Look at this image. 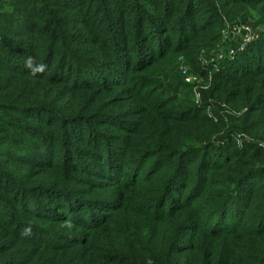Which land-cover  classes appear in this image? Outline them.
Listing matches in <instances>:
<instances>
[{
	"label": "trees",
	"instance_id": "trees-1",
	"mask_svg": "<svg viewBox=\"0 0 264 264\" xmlns=\"http://www.w3.org/2000/svg\"><path fill=\"white\" fill-rule=\"evenodd\" d=\"M0 264H264V0H0Z\"/></svg>",
	"mask_w": 264,
	"mask_h": 264
},
{
	"label": "rangeland",
	"instance_id": "rangeland-1",
	"mask_svg": "<svg viewBox=\"0 0 264 264\" xmlns=\"http://www.w3.org/2000/svg\"><path fill=\"white\" fill-rule=\"evenodd\" d=\"M228 23L231 25H245L243 23L236 24L235 22H229V21H228ZM256 29L262 34V28L261 27L256 28ZM260 33H258V34L261 38ZM222 34H223V32H222ZM242 42H243V40L241 38H239L238 40H236L234 42H229V41L225 40L223 38V35H222V38H221L219 44L216 46V48L213 51H210L207 53L202 52L200 59H201V63L203 65L204 69L206 66L207 67L212 66L214 68L213 70L216 71V70H218V68L221 64H224L226 62V60H228V61L234 60L239 53L243 52L241 50ZM180 58H182V56H180L179 59ZM179 68L180 69H178V70L181 72L182 67H179ZM183 68L186 70V74L184 75L182 73L181 75L185 76V80L188 84L193 85L194 91H195V88L198 84V81H197L198 77L202 78V85L205 84L206 87H208V88L210 87L211 82H212V74H213L211 71H210V73H208L207 77H202L204 75H202L201 73L191 74L190 73L191 67L189 65L186 67H183ZM197 100L198 99L195 96V101L197 102ZM209 113H211L210 110H209Z\"/></svg>",
	"mask_w": 264,
	"mask_h": 264
},
{
	"label": "built area",
	"instance_id": "built-area-1",
	"mask_svg": "<svg viewBox=\"0 0 264 264\" xmlns=\"http://www.w3.org/2000/svg\"><path fill=\"white\" fill-rule=\"evenodd\" d=\"M256 30V31H255ZM260 33L253 25L245 24V25H231L227 23L226 28L223 30V38L229 42H234L241 38L243 40L241 50L244 51V49L257 41L260 36ZM261 34V33H260ZM186 66H182V72L185 75L186 70L183 68ZM195 79V78H194ZM197 80V79H196ZM198 84L195 88V96L197 97V102L199 103L201 100V89H208L205 85H202V78L198 77Z\"/></svg>",
	"mask_w": 264,
	"mask_h": 264
},
{
	"label": "clouds",
	"instance_id": "clouds-1",
	"mask_svg": "<svg viewBox=\"0 0 264 264\" xmlns=\"http://www.w3.org/2000/svg\"><path fill=\"white\" fill-rule=\"evenodd\" d=\"M29 64H31V59H29Z\"/></svg>",
	"mask_w": 264,
	"mask_h": 264
}]
</instances>
